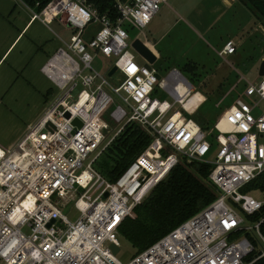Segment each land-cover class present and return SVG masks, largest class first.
I'll return each mask as SVG.
<instances>
[{"label": "built area", "instance_id": "obj_1", "mask_svg": "<svg viewBox=\"0 0 264 264\" xmlns=\"http://www.w3.org/2000/svg\"><path fill=\"white\" fill-rule=\"evenodd\" d=\"M169 1L113 0L116 15L101 13L89 0L29 5L30 22L50 26L59 20L73 33L67 48L42 68L59 89L57 97L19 141L0 146V264H252L264 257V216L249 218L263 208L264 197L243 191L264 172V76L250 81L241 75L248 99L238 98L213 126L175 110L176 103H186L179 84L189 93L194 88L180 70L164 84L174 101L157 98L158 69L145 57L143 64L137 61L131 51L136 39L129 42L126 25L141 40ZM235 52L228 43L219 55ZM98 55L110 60L108 72L117 67L112 75L93 67ZM130 122L146 128L152 141L111 182L96 162ZM182 161L211 165L220 194L123 263L122 222L136 216L135 208ZM67 207L81 216L71 221L63 213ZM113 244L120 247L117 254Z\"/></svg>", "mask_w": 264, "mask_h": 264}, {"label": "rangeland", "instance_id": "obj_2", "mask_svg": "<svg viewBox=\"0 0 264 264\" xmlns=\"http://www.w3.org/2000/svg\"><path fill=\"white\" fill-rule=\"evenodd\" d=\"M189 2L220 5L216 12L206 13L207 19H213L216 23L212 36L193 23L194 17L206 9L186 12L183 9ZM32 14L24 0H0V57L8 51L0 62V146L3 148H10L19 141L29 125L35 123L57 97L59 89L42 68L60 47L67 48L64 42L69 41L73 33V29L59 20L48 26L36 19L11 47ZM260 25L253 11L241 0H236L233 6H228L224 0H170L169 5L163 4L152 23L144 29L148 38H153L154 42L158 40L157 48L163 55L155 63L162 77L155 95L159 99L164 95L172 99L164 93L167 90L164 84L169 82L171 71L177 68L207 97L197 115L199 119L215 125L238 98L248 99L244 95L247 83L240 82L241 75L250 81L259 77L263 61L261 55L264 54V31ZM126 27L129 28V42L139 37L137 29H130L129 25ZM250 32L255 33L252 38ZM229 38L239 47L234 58L241 60L233 66L219 56ZM145 39L142 35L141 40ZM131 51L143 64L138 49L134 47ZM192 61L197 62L199 70L190 72L184 69ZM110 65V60L103 55H98L93 62V67L104 75L109 73ZM110 81L115 84L113 79ZM218 103L220 106H217ZM176 108H181V104H176ZM104 118L111 127L118 128L109 113L104 114ZM252 195L262 199L264 192L254 190ZM70 208H64L63 213L71 221H76L81 213ZM118 238L121 243L118 257L127 263L133 258L134 250L121 234Z\"/></svg>", "mask_w": 264, "mask_h": 264}, {"label": "trees", "instance_id": "obj_3", "mask_svg": "<svg viewBox=\"0 0 264 264\" xmlns=\"http://www.w3.org/2000/svg\"><path fill=\"white\" fill-rule=\"evenodd\" d=\"M34 6L38 1L43 8L50 0H24ZM101 13L114 14L113 0H89ZM264 22V0H243ZM197 65L189 62L184 69L194 72ZM190 116V115H188ZM200 117L196 121L208 126ZM152 141V135L138 122H130L102 153L96 162L99 172L115 182L130 164ZM211 165L201 161L179 162L145 197L136 208L135 217H127L119 228L120 234L134 250V256L156 243L180 224L211 204L220 194L219 188L210 179ZM264 192V172L248 183L243 191ZM264 216L263 208L249 215L251 220ZM264 233V223L261 225ZM257 252L247 257L251 261ZM252 264H264V257Z\"/></svg>", "mask_w": 264, "mask_h": 264}, {"label": "crops", "instance_id": "obj_4", "mask_svg": "<svg viewBox=\"0 0 264 264\" xmlns=\"http://www.w3.org/2000/svg\"><path fill=\"white\" fill-rule=\"evenodd\" d=\"M241 1H243V0H241ZM236 2V0H224V3L225 4H227L228 6H233L234 5V3ZM244 2V1H243ZM244 4L249 8V9H251L250 7H249V5H247L245 2H244ZM168 5H169V3H168ZM202 8H204V9H206L204 12H199V14L197 15V16H195L194 17V21H193V23L195 24V26L196 27H199L200 29H201V31H203V32H205V33H207L208 35H213L214 34V30L216 31V23H215V20H213V19H210V20H208L207 19V17H206V13H213V12H216L217 10H219L220 9V5L219 6H217V5H215L214 3H212V2H205V3H203V2H189V5H187V6H184V11H190V10H201ZM252 10V9H251ZM253 11V10H252ZM159 13V12H158ZM157 13V14H158ZM253 13L256 15V13L253 11ZM156 14V15H157ZM155 15V16H156ZM154 16V17H155ZM256 17L259 19V22H260V26H261V28H262V30L264 31V22H263V20L262 19H260L257 15H256ZM154 19V18H153ZM153 19H152V21H153ZM152 21H151V23H152ZM32 22H28L27 23V25L24 27V29L23 30H21V32H20V34H18L17 35V37L15 38V40L12 42V44H11V47L13 46V44L18 40V38L23 34V32L26 30V28L28 27V25H30ZM150 23V24H151ZM149 24V25H150ZM148 25V26H149ZM147 26V27H148ZM146 27V28H147ZM257 30V29H256ZM254 34L255 33H253L252 34V32H250V37L252 38L253 36H254ZM145 40H141L143 43H144V45L153 53V55L155 56V61H154V63H153V65L155 66V63H157L160 59H162L163 58V55H162V53L160 52V50L157 48V45H158V40L157 41H153V38H148V36L146 35V33H145ZM136 40H140V39H138V38H136ZM135 40V41H136ZM134 41V42H135ZM228 43H232L233 45H235L236 46V52L235 53H233V54H227V55H225V56H221V55H219L220 57H222L223 59H225V61H227L231 66H233V65H235V64H239V62H241V60H239V58H234V56L238 53V51H239V47H238V45L236 44V42L234 41V40H232L231 38H229L223 45L225 46L226 44H228ZM223 46V47H224ZM10 47V48H11ZM223 49V48H222ZM8 52V51H7ZM6 52V53H7ZM6 53L3 55V56H1L0 57V62L2 61V59L5 57V55H6ZM141 56H142V58L143 57H145L142 53H139ZM229 57V58H228ZM146 58V57H145ZM261 58L262 59H264V54H262L261 55ZM147 59V58H146ZM144 60V59H143ZM148 60V59H147ZM144 62H145V60H144ZM193 63H195L196 65H197V67H196V69L195 70H199V68H200V66L197 64V62H195V61H192ZM174 69H177V68H174ZM260 69V68H259ZM179 70V69H178ZM184 75V74H183ZM202 76V75H201ZM260 76V75H259ZM187 78V77H186ZM161 79H162V77H161ZM191 83H192V81L189 79V78H187ZM206 80H208V78L206 77ZM202 81H203V79H202ZM240 82H241V80H240ZM192 85H193V91L191 92V93H189L188 91H187V89H186V87L183 85V84H179V86H178V88L181 90V92L182 93H184L185 95H186V102L195 94V93H198L199 95H201L200 96V99L202 100V101H197L198 103H197V105L195 106V108L193 109V110H189L188 108H176V105H175V110L176 109H180L182 112H184V114H186V115H190L189 117H191V118H193V119H195V117L197 116V115H199V111H200V108H201V106L206 102V100H207V97L204 95V94H202L199 90H197L196 88H195V86H194V84L192 83ZM180 86H183L184 87V91H182V89H181V87ZM155 93H156V91H155ZM155 93H154V95H155ZM166 95H169L172 99L171 100H169V98H167L165 95L164 96H162V98H161V100H168V101H170V102H173L174 101V99H173V97L170 95V93L166 90V92H164ZM188 95V96H187ZM156 96V95H155ZM157 98H158V96H156ZM203 97V98H202ZM176 104H178V103H176ZM220 106V103H218L217 104V106ZM182 107V106H181ZM224 114V113H223ZM222 114V115H223ZM193 117H192V116ZM221 115V116H222ZM196 120V119H195Z\"/></svg>", "mask_w": 264, "mask_h": 264}, {"label": "water", "instance_id": "obj_5", "mask_svg": "<svg viewBox=\"0 0 264 264\" xmlns=\"http://www.w3.org/2000/svg\"><path fill=\"white\" fill-rule=\"evenodd\" d=\"M134 47H136V49H138V51H139L140 53H142V54L148 59V61H149L150 63H152V64L154 63V61H155V56H154L153 53H152V52H151V51H150V50L144 45V43H143L141 40H136V41L134 42ZM116 70H117V67L114 66V67L111 69V71L109 72V74L112 75ZM259 75H260V76H264V59H263L261 65H260ZM159 78L161 79V75H159ZM75 122L78 123V124H81L80 121H79L78 119H77ZM105 196H107V194H106ZM53 222H54V221H52V223H53ZM52 223H51V224H52ZM51 224H50V225H51ZM112 248H113L115 254H117V253L120 251V247L117 246V245H115V244L112 245Z\"/></svg>", "mask_w": 264, "mask_h": 264}, {"label": "bare ground", "instance_id": "obj_6", "mask_svg": "<svg viewBox=\"0 0 264 264\" xmlns=\"http://www.w3.org/2000/svg\"><path fill=\"white\" fill-rule=\"evenodd\" d=\"M182 91H184V87L180 86ZM200 96L198 93H196L195 95H193L186 103H185V107L188 108L189 110H193L195 108V106L197 105V103L199 101H202L200 99ZM203 98V97H202ZM198 101V102H197Z\"/></svg>", "mask_w": 264, "mask_h": 264}, {"label": "snow or ice", "instance_id": "obj_7", "mask_svg": "<svg viewBox=\"0 0 264 264\" xmlns=\"http://www.w3.org/2000/svg\"><path fill=\"white\" fill-rule=\"evenodd\" d=\"M133 71H135V69H133ZM262 154H264V153H262Z\"/></svg>", "mask_w": 264, "mask_h": 264}]
</instances>
